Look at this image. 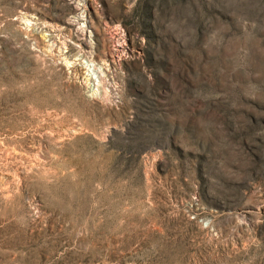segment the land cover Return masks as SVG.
I'll use <instances>...</instances> for the list:
<instances>
[{"label":"rangeland","instance_id":"rangeland-1","mask_svg":"<svg viewBox=\"0 0 264 264\" xmlns=\"http://www.w3.org/2000/svg\"><path fill=\"white\" fill-rule=\"evenodd\" d=\"M0 264H264V0H0Z\"/></svg>","mask_w":264,"mask_h":264}]
</instances>
